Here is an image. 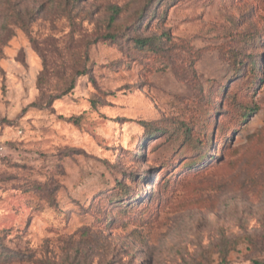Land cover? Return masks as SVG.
<instances>
[{
  "label": "rangeland",
  "instance_id": "374dc122",
  "mask_svg": "<svg viewBox=\"0 0 264 264\" xmlns=\"http://www.w3.org/2000/svg\"><path fill=\"white\" fill-rule=\"evenodd\" d=\"M0 148V264H264V0H0Z\"/></svg>",
  "mask_w": 264,
  "mask_h": 264
},
{
  "label": "trees",
  "instance_id": "16d2710c",
  "mask_svg": "<svg viewBox=\"0 0 264 264\" xmlns=\"http://www.w3.org/2000/svg\"><path fill=\"white\" fill-rule=\"evenodd\" d=\"M144 42H140L139 44L143 45Z\"/></svg>",
  "mask_w": 264,
  "mask_h": 264
},
{
  "label": "built area",
  "instance_id": "2783aa9c",
  "mask_svg": "<svg viewBox=\"0 0 264 264\" xmlns=\"http://www.w3.org/2000/svg\"><path fill=\"white\" fill-rule=\"evenodd\" d=\"M0 150L2 151V150H3V148H0Z\"/></svg>",
  "mask_w": 264,
  "mask_h": 264
}]
</instances>
